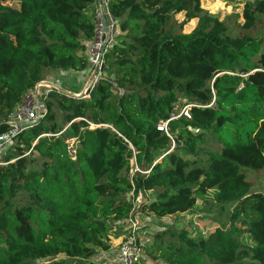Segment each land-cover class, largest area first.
<instances>
[{
	"label": "trees",
	"instance_id": "obj_1",
	"mask_svg": "<svg viewBox=\"0 0 264 264\" xmlns=\"http://www.w3.org/2000/svg\"><path fill=\"white\" fill-rule=\"evenodd\" d=\"M95 1L0 0V134L47 72L90 69L81 51L96 35ZM107 10L102 71L113 79L99 77L85 98L52 93L0 160V264H92L146 191L157 194L137 210L155 218L189 212L210 191L232 206L228 228L156 234L152 260L264 264V193L241 171L264 167V35L230 36L200 0H109ZM178 13L197 20L191 32L168 27ZM261 15L264 0L245 5L241 29ZM181 99L188 117L175 112ZM165 121L167 134L157 130ZM206 135L215 147L202 151Z\"/></svg>",
	"mask_w": 264,
	"mask_h": 264
},
{
	"label": "rangeland",
	"instance_id": "obj_2",
	"mask_svg": "<svg viewBox=\"0 0 264 264\" xmlns=\"http://www.w3.org/2000/svg\"><path fill=\"white\" fill-rule=\"evenodd\" d=\"M257 0H200V9L208 16L216 18L219 22H222L226 28V32L230 36H236L238 34L248 35L252 37H261L264 35V15L257 16L258 22L255 27L249 31H243L241 25L243 23L242 11L245 5H253ZM91 16L90 11L87 13ZM94 18V15H93ZM197 20L192 19L185 21L183 13L171 15L168 21V27L172 28L175 33H189L191 32ZM122 35L120 36V38ZM83 53V50L81 51ZM93 70H88L85 74L72 73V72H47L45 80L49 79L51 83L57 85L59 91H47L46 89H38L39 98L42 103L45 100L52 101L54 97H50L52 93H70L76 97H86L87 88L93 87L94 81L89 82L92 76ZM106 77L113 79L112 73L108 70L99 72L97 71L96 78ZM36 87V86H35ZM117 91V90H116ZM114 92V94L116 93ZM31 93V92H30ZM35 93V90L31 94ZM41 103V104H42ZM185 101L180 100L176 103V114L179 116L183 114V108ZM45 106V105H44ZM55 112V123L59 128L65 130L68 126L64 124L62 116L53 107ZM184 115V114H183ZM14 143L11 145L0 146V160L5 159L7 152L12 150ZM213 139L206 135L202 137L200 142V150L207 151L214 146ZM25 155H28L26 153ZM201 155V154H199ZM30 155L29 158H33ZM188 159L191 156L187 157ZM133 161V160H131ZM245 180L250 184V190L252 192L264 193V167L258 170L254 169H242L241 170ZM123 176V175H122ZM157 191H146L138 195L134 200L136 209L133 212L132 220L135 222L134 235L137 240V246L142 251V256L139 264H165L161 261L152 260L154 236L158 233H175L179 230H186L191 235L206 236L207 233L213 230L215 227L228 228L229 223L227 220V214L232 209V206L219 205L212 200V192H208L206 198L201 201L197 200L194 208L183 214H175L173 216H167L164 218H155L149 213L139 212L137 207L144 201H149L155 198ZM131 231L128 228L126 221H121L112 225L108 230V240L111 245L108 251H98L97 255L93 257L90 262L92 264H112L115 259V253L119 248V243L123 238ZM243 248L249 249L251 243L247 236L240 238ZM247 262L248 259H244Z\"/></svg>",
	"mask_w": 264,
	"mask_h": 264
},
{
	"label": "built area",
	"instance_id": "obj_3",
	"mask_svg": "<svg viewBox=\"0 0 264 264\" xmlns=\"http://www.w3.org/2000/svg\"><path fill=\"white\" fill-rule=\"evenodd\" d=\"M109 0H100V4L102 6V11L106 17V20L108 19V25L113 33L114 30V22L112 18L110 17L108 10H107V4ZM101 10L99 7L95 11L94 14V23H95V30L96 35L94 38V41L89 43L87 46V58L89 63V68L94 70V68L98 65V59L100 58V49L103 41V35L101 30ZM102 61V58H101ZM89 69V70H90ZM86 72H81V74H85ZM46 89L49 91H59L60 88L47 81H41L39 82L35 87V93L27 94L25 95L22 100L19 102V104L16 106L15 110L12 114L8 117V124L11 127V131L7 133L0 134V146L1 145H11L13 143V136L22 130L28 128V127H20L19 125L22 123H31L38 120V116H40V113L44 111V102L42 103L41 98H39L38 89ZM33 90V91H34ZM42 103V104H41ZM189 105H185L183 108V114L185 117H188V109ZM38 113V114H37ZM176 118V117H175ZM167 123L160 122L157 126V130L160 132H164L167 134ZM72 143V142H71ZM70 143V144H71ZM132 164V170H130V173H134L138 171L136 168L134 161H131ZM133 215V212L130 213L129 217L123 221H126L128 223V228L131 229V231L123 238V240L119 243V248L117 252L115 253V259L112 264H139L140 259L142 256L141 249L137 246V240L134 235L135 230V222L131 219Z\"/></svg>",
	"mask_w": 264,
	"mask_h": 264
},
{
	"label": "water",
	"instance_id": "obj_4",
	"mask_svg": "<svg viewBox=\"0 0 264 264\" xmlns=\"http://www.w3.org/2000/svg\"><path fill=\"white\" fill-rule=\"evenodd\" d=\"M96 3L98 5L99 9L101 10V20L100 21H101V30H102V35H103V41H102V45H101V49H100V58L98 59V64L100 66L98 67V65H97L94 68L92 76H91V78L89 80L90 83L92 81H94V83L96 82V80H97V78H96L97 71L101 72L102 69H103V63L101 61V58H102L103 53L106 50L107 45L110 43L111 37H112V32H111V30L109 28L108 22H107V20L105 18V15H104L103 11H102V6L100 4V0H96ZM91 88L92 87L87 88L86 94L88 93V91ZM38 118H39V116H38ZM36 122H37V120L35 122H31V123H22L19 126L20 127H30V126L34 125Z\"/></svg>",
	"mask_w": 264,
	"mask_h": 264
},
{
	"label": "crops",
	"instance_id": "obj_5",
	"mask_svg": "<svg viewBox=\"0 0 264 264\" xmlns=\"http://www.w3.org/2000/svg\"><path fill=\"white\" fill-rule=\"evenodd\" d=\"M97 8H98V5H97V3H96V1H95V3L94 4H92V5H90V7H89V11H90V14L91 15H94L95 14V11L97 10ZM106 18V17H105ZM107 21H108V19H107ZM112 38H113V36L111 37V41H110V43L107 45V47H109V45L112 43ZM89 45V43H87V42H84V51H83V53L82 54H84V56H87V46ZM106 47V48H107ZM64 73H66V72H64ZM47 81H50L49 79H47ZM66 94H70V93H66ZM74 95V94H73Z\"/></svg>",
	"mask_w": 264,
	"mask_h": 264
}]
</instances>
